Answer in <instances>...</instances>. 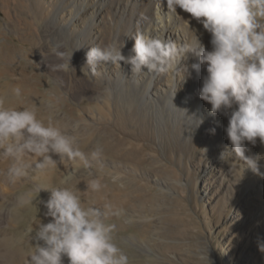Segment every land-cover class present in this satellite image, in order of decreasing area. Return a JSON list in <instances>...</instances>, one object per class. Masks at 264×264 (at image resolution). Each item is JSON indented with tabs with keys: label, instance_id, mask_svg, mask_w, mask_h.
<instances>
[{
	"label": "rangeland",
	"instance_id": "obj_1",
	"mask_svg": "<svg viewBox=\"0 0 264 264\" xmlns=\"http://www.w3.org/2000/svg\"><path fill=\"white\" fill-rule=\"evenodd\" d=\"M52 2L0 0V27L8 30V35L0 38V45L8 42L31 50L28 58L17 48L12 59L15 62L8 65L15 69L23 64L32 83L47 96L61 99L63 94L70 100L68 104L59 101L53 119L67 122L63 132L75 135L76 140L90 138V144L81 150L89 159L91 151L104 139L111 145L127 139L141 153L138 157L125 156L104 147L100 160L92 161L88 169L67 161L62 164L54 155L57 166L46 175L50 184L78 189L86 205L95 202V206L103 207V202H108L123 210L120 217L108 222L116 225L114 242L127 254L129 264H264V252L260 250L264 246V165H258L257 171L254 165L249 169L243 156L224 150V145L212 144V123L204 131L192 124L189 127L180 122L176 127L169 122L159 138L153 124L145 137L132 125L122 129L113 119L99 121V111H110L95 100L102 89L91 84L88 71L79 68L73 58L67 69L57 67L69 62L71 51L54 44L52 29L45 24L56 3ZM14 19L28 41L32 36L40 41L42 53L50 56L49 70L37 59L34 44L21 40ZM57 52L64 56H57ZM128 132H134L132 137ZM258 147L263 148L264 143L260 141ZM258 160L264 162V149ZM59 173L61 177L57 179ZM106 177L108 187L101 181ZM96 178L105 191L86 192V182ZM65 180L67 184H62ZM18 182L16 189L0 184V264H26L36 227L51 219L45 215L47 209L42 203L48 200L49 192L36 194L32 205L20 207L17 201L42 181L28 177ZM64 264H68L67 257Z\"/></svg>",
	"mask_w": 264,
	"mask_h": 264
},
{
	"label": "clouds",
	"instance_id": "obj_2",
	"mask_svg": "<svg viewBox=\"0 0 264 264\" xmlns=\"http://www.w3.org/2000/svg\"><path fill=\"white\" fill-rule=\"evenodd\" d=\"M165 2L168 13L177 14L179 8L203 25L211 34V51L200 43L198 48L178 46L175 41L137 32L131 37L134 56L125 57L121 49L112 46L91 47L86 53L85 69L100 75L99 70L106 65L123 61L131 65L132 74L146 68L147 73L159 76L174 70L189 53L194 54L199 64L192 68L199 72L203 65L207 72L199 90L200 99L211 105L212 115L228 116L225 131L231 151L243 156L249 169L255 165L257 171L256 159L245 156V143L255 145L257 138L264 143V0H159L162 5ZM56 54L64 56L62 52ZM71 59L57 67L67 69ZM12 92L16 98L22 95L18 86ZM50 153L58 155L62 164L67 161L88 169L92 161L100 160L103 148L97 145L89 159L75 136L62 132L50 119L45 124L35 110L6 106L0 98V161H10L7 179L14 183L46 176L57 166ZM61 183L67 184V180ZM102 187L99 178L92 179L87 182L86 192H99ZM41 191L50 193L42 203L47 209L45 215L51 219L36 227L26 264H64L65 257L68 264H129L127 254L114 242L116 225L108 222L120 217L122 209L108 202L103 207L86 205L78 189L48 183H36L17 198L18 205H32L33 197ZM260 250L264 252V246Z\"/></svg>",
	"mask_w": 264,
	"mask_h": 264
},
{
	"label": "bare ground",
	"instance_id": "obj_3",
	"mask_svg": "<svg viewBox=\"0 0 264 264\" xmlns=\"http://www.w3.org/2000/svg\"><path fill=\"white\" fill-rule=\"evenodd\" d=\"M53 2L56 3L52 5L48 22L45 24L52 29L51 34L54 44L59 48H68L69 52L71 51L70 56L79 62V68H86V53L91 47L104 48L112 46L117 51L121 49L125 57L134 56L135 53L132 51L134 40L131 37L137 32L160 37L166 41H175L178 46L190 44L193 48H198L200 43L206 50H212L211 34L203 28V25L191 17V14L179 8L177 9L178 15L168 13L166 2L163 5L159 3V0H53ZM14 23L21 40L25 43L34 44L37 49V59L45 70H49L50 56L42 53L40 41L37 42L33 36L31 37L32 41H28L26 34L24 35L21 32L15 19ZM7 35V28L0 27V38ZM17 48L21 52H25L30 58V49L25 50L8 42L0 45V83H2L0 84V98L6 101V106H14L18 109L28 107L35 110L38 118L42 119L45 124L50 119L61 130L65 126L62 132L65 131L67 122L56 121L53 116L55 110L59 107V101L68 104L70 100L65 98L63 94L61 99L47 96L40 90L39 85L32 83L23 64L15 69L10 68L11 65L8 64L15 62L12 59L16 57L15 50ZM193 64H199V59L194 54L189 53L177 62V67L174 70L159 76L147 73L146 68L144 72L132 74L131 65L123 61L120 62V65H106L99 70L100 75H93L90 70L86 69L91 77V84L94 87L97 86V89H102V93L95 100L101 102L104 107L110 110L106 112L99 111V121L106 120V118L113 119L122 129L132 125V128L134 127L141 136L145 137L148 134V129H151L150 124H153L154 130L160 134L159 138L166 131L169 122H172L176 127L180 122L188 126L192 124L193 127L196 126L197 129L204 131L209 127V123H212L215 125V128H213L215 133L210 142L212 144L216 142L217 146L224 145V150L232 152V146L225 131L229 122L228 116L222 113L212 115L211 105L200 99L199 90L207 72L206 67L203 65L200 67L199 72L195 71L192 68ZM33 73L36 74L35 71ZM15 76H19V78L16 79ZM17 86L21 89L22 95L20 98H16L12 92V89ZM61 86L64 88V83H60ZM89 114L91 116L93 113L90 112ZM199 119L203 120L202 124H200ZM89 130L92 132H90L92 137H94L92 129ZM133 133L128 132V135L132 137ZM76 141L81 150L90 144L89 137L86 140ZM101 142L102 148H109L111 152H114L112 150L114 148L116 149L115 152L120 151L125 156L138 157L141 153V149H137L127 139H120L112 145L107 143L105 139ZM259 142L260 140L257 138L255 145L245 143V148L250 150L249 152L246 150L245 153L249 154V158L254 157L256 161L264 149V147H258ZM251 148L254 149L251 151ZM50 155L54 160L56 154L50 153ZM9 163L10 161L7 160L0 161V184H8L16 189L18 181L10 182L5 175ZM262 164L264 165V162L257 161V166ZM96 176H99V174ZM60 177L61 173H59L57 179ZM38 180L42 183H51L48 176L39 177ZM82 181L84 182V180ZM101 181L108 187L107 177ZM110 184L113 186L112 183ZM14 189L12 188V191ZM103 203L105 204V202Z\"/></svg>",
	"mask_w": 264,
	"mask_h": 264
}]
</instances>
